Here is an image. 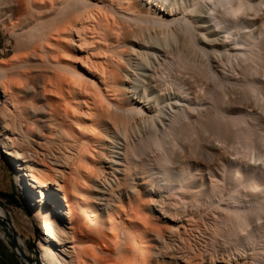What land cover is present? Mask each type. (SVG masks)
<instances>
[{
    "label": "bare ground",
    "instance_id": "bare-ground-1",
    "mask_svg": "<svg viewBox=\"0 0 264 264\" xmlns=\"http://www.w3.org/2000/svg\"><path fill=\"white\" fill-rule=\"evenodd\" d=\"M29 2H30V8L35 9V10H37V8H41L38 3L36 4V3H34V1L33 2L29 1ZM201 2L206 3L204 5L206 7L208 6V8L203 7V4ZM50 3H47L48 5L46 8H48L49 5L52 6ZM59 3H61L62 6L59 5ZM59 3H58V6H57V4L54 6H57L59 9H61L60 11H62V13L64 12L63 14H65L66 18H68L69 20H68V22H65L66 20L65 21L62 20V21H64L67 25H69V28H70V26L72 28V29L70 28V30H69V28L66 25V27L68 29H66L65 27H63V28H65L64 32H66V30H67V33H64V32L61 33V30H60V34H62L63 37H66L68 40H70L74 44V46H75L74 49L76 48V51H78L79 58L75 59L76 63H77L76 65H74L73 63H72L73 65H72V64H70L71 62L68 63L69 61L66 62V60H64L65 63H60V62H54V61L49 59V61H51L50 62L51 65L53 67H56V69L66 73L69 76V80H68L69 82L68 83L70 84V87H68L66 89H64L65 87L62 89H58V91H59L58 94L61 97V99L64 100L63 104L64 105L66 104V106L68 108L67 109L65 106V108L67 109V115L66 116L63 114V112L65 113V111L63 109H60L62 111L61 114L63 115V117L64 118L67 117V118H65V119L63 118V119L66 121L69 118L68 120H71V122H72L71 124H69V121H67V123L69 125H67V123L65 121L64 122L66 124L65 123L64 124L63 123L57 124V121H56L57 119H55L53 114L51 112H47L48 116H46V117L48 119L45 121H46V127L48 129V134H47L48 135V141L53 147L52 150H53V152H55L54 155L57 157L56 160H55V157L49 158L50 161H52L50 163H52V165L54 166V168H52L53 166L52 167L50 166L52 169H54L53 171L55 172V175H54V173H51L54 176L48 175L49 172L45 168H42L40 166H39V168H34L33 165H31V163L34 164V162H36V161L31 162V160H29L30 157L32 156V154H34L35 152H34V150H31L27 147L28 145H33L31 141L27 140L28 137L31 136V135H29V132L30 133L32 132V126H31V130L29 128H27L26 129L27 131H25L24 128H23L24 129L23 130L21 128V125H20V129L18 128L19 125L17 127H12L13 126L12 124L14 123V121H11L10 115L7 113L8 111H6V107L8 105H6L5 109L0 108V137H1L0 138V147L4 148V152H5L6 156H8V158L10 160H12V162L14 163V166L17 169V171L19 173L17 176V182L19 184H21L20 187L21 188L23 187L22 186V184H23L22 176L26 175V178L28 177V179H27L28 182L30 181L29 185H31L32 188L34 189V193H35V196L37 198V199H34L33 193H31L27 188L24 187V189H27L25 191V199L27 201H31V202H29L30 204H32V203L34 204V210H33L34 217H36L37 220L39 221L40 232L43 235L42 241H40V246H39L40 247V249H39L40 250V260H39L40 264H75V261L77 262L76 264H85L86 261L88 260V258L92 259V255L89 253L88 250L83 251L85 249L81 250V249H79L81 247H79V248L77 247L78 245L75 242H78V240H76L77 238H75L76 235L73 231H72L73 234L69 233V235L66 232L62 233V234L68 235V237L66 235L65 236L63 235V236L68 238L69 242H66L68 240H66V241L64 240L66 238H64V239H63V237L61 238L60 229H57V226H58L57 225L58 224L57 216L59 215V213H57V211H59V209H62L64 215L67 218H70L71 221L73 219H75L76 216H78L80 218L83 226L85 227L84 229L87 230V233L91 232L93 234L92 236H94V234H96L97 238L101 239V238H106V236H109V234L112 233L113 235L112 234L111 235L114 238H117L116 243H115V253H116V259L117 260H116L115 264H155L153 261L154 248H153V246L151 247V245L153 244L152 242L156 241L155 240L156 237L154 234H151V233H154V232H155V234L157 233L158 229H156V227H158V225L157 224L153 225L155 222L153 224H151L153 221L152 219L155 218V217L151 216L152 215V214H150L151 210H152V213H154V214L158 213V214L164 215L167 218L170 216L172 218V217H174V215L168 216L169 213L167 211H169V210L172 211V209L175 206L176 210L178 208L182 209V210H180V209L177 210L179 212L177 214L176 213L175 214L179 217H184L182 215H178L181 211H184V209H185L184 207H183L184 209L182 207H178L179 205L181 206V204H182L181 202H180L181 204L179 203L178 206H176V204H174V206L172 204H170L172 201L175 203L178 202L179 199L177 198V200H175L176 198H174L175 196H178V193H179V197L181 196L180 195L181 193H184V195H186V196H184L185 198L187 197L188 193H190L188 195L189 197H187L190 200L189 205L192 206L191 208L195 209V206L199 205L200 203L203 204V202H205L207 199H208L207 200L208 203H210L209 201L213 202L215 199L216 200L219 199L220 197H218L217 192H219L220 190L224 191V189H225L224 192L226 194L228 185L231 186V189L228 191L230 192L231 190H233V193L231 191L232 194L229 192L227 193V194H231V196L229 195V197H228L227 194L226 195L224 193L222 194L223 191H220L221 193L220 192L219 193L221 194V196L225 195L226 197H228L227 199H228V201L229 200L231 201V203H230L231 206L228 205L230 201L229 202L226 201V203L223 202L224 198H225V200H227L226 197H221L222 199L221 198L219 199V202L221 205H222V203L226 204L224 208H223V206L221 207L218 202L217 203L220 207L216 206L217 203H216V205L214 202L213 203H214V207L218 208V210H220V208L225 210V212H222V214L226 213L227 212L226 210L227 209L229 210V208L232 207V209H230V211L231 210L233 211V212L231 211V213H233L235 219H232V223H230L231 220L228 221L229 219L227 218L228 220H226L227 221L226 225L228 224L227 226H229V227L232 226V229H230V231H229L228 230L229 227H227L225 225V221H222V219L224 217L226 219L227 215L229 218H232V214L230 212H228L226 216H225V214H223L224 215L223 216V215H221V212L216 211L217 209L215 208L216 213L218 212L219 216L221 215L220 218L223 216L221 218L222 222H219L220 227H221L220 232L218 231L219 224L217 223V225H216V222H218L219 220H215V217L214 218L212 217L214 219L213 224H215V227L218 226V228H215L216 233H217V231L219 233H222V230H225V229L229 232L223 233L224 237L226 236L227 240H226V238L223 237L222 234H219V233L214 234V237L216 235H218L219 237H220V235H222L221 241L223 239H225L224 241H226V243L228 242V245L223 243V242L222 243L224 245H227V247L229 245L232 246L234 244L233 242L240 243V244L242 243L244 246V243L246 242V244L247 243L248 244L247 245L245 244L244 248H246V246H248V245L249 246L252 245V247L254 248L255 244L257 245V243H258L257 240L260 237L262 239L264 238V234H260V232L264 233V230H262L264 228V222H263V220H264L263 219V216H264V188H263L264 187V150H263V146H262V145H264V116L261 113H259V115L261 114L262 116L259 117V115L257 114V116H258L257 117V116H255L256 112L254 113L255 115L252 112V115H253L252 116L247 112H249L253 107L255 108L256 107L255 105H259V107L260 108L262 107L263 110H261L260 108L259 109L264 114V108H263L264 105L262 102V101H264V81H263V79H264V77H263V73H264V35L262 36L261 34H257V36H256V32H254V30L255 31L259 30L258 26L255 24L257 22V20H256V22H254L253 19H250L249 16H252V13L250 15H249V13L251 11L254 13H256L258 11L261 13L262 11H264V8H263L264 7V0H181V1L180 0H62V1L59 0ZM184 3L189 4L190 7L193 8V9L190 8L191 9L190 10L191 16H192V11H194L195 13L197 12V14H199L200 12H202V9L204 8V10H206V11L203 12V15H204L205 23L207 25L204 26L205 25V23H204V25L201 27V25L203 23L200 22V23H202L200 25V28L198 26H197L198 28L195 27L196 24H195V26L193 25L194 21L191 20L190 17H187L188 13H186V11H185V10H187L186 9L187 6L189 7V5L186 4V7L182 6ZM200 3L202 4V6L200 5ZM181 6L183 9V10L182 9L181 10L183 12L185 11L184 15H183L182 11H179ZM200 6H201V8L202 7L203 8L201 9ZM198 7H199V9H201V11L198 9ZM58 8H57V10L54 8L55 11H57V12L54 11L55 14L58 13V11H59ZM261 9H263V10L260 11ZM0 11L4 12L3 9ZM49 12H51V11H49ZM180 12H182V15H183V16L181 15V17H179ZM188 12H189V9H188ZM42 13L43 12H38V14H37L35 12V14H37V15H35L33 17L35 18L37 16L38 21L34 20L35 22H33V24H30V25H32L31 27L35 26L37 24V22H38V24H40L41 20H43V21L45 20V19H41V18H46L44 16L41 17ZM44 13H43V15H44ZM195 13H194L193 17H195V15H196ZM260 13H257V15L255 14V17L253 16V18L258 19V16L260 15ZM6 14H8V13H6ZM32 14L34 15V12H32ZM60 14H61V12H59V15ZM63 14L61 15L62 17H63ZM185 14H186V16H185ZM201 14L202 13L199 14L201 17V18L199 17L200 18V19H198L199 21L203 18ZM263 14H264V12H262V15ZM65 15H64V17H65ZM50 16H51V14H50ZM61 16H60V18H61ZM57 17H58V14H57L56 18ZM0 18H2V16ZM259 18L261 19L262 16L260 15ZM2 19H0V23H2L1 22V21H3ZM50 19H52V18H50ZM12 20L15 24L16 23L18 24V22H17L18 20L17 21L15 19H12ZM52 20H50L51 23H52ZM39 21H40V23H39ZM199 21H198V23H199ZM49 22L46 21L45 24L43 22L44 26L47 27L46 23L49 24ZM34 23H35V25H34ZM58 23H60V22H58ZM253 23L256 27L251 29V25H253ZM260 23H261V25H260ZM260 23H259V26L261 27V29L259 30V32L260 33L263 32L262 34H264V17L260 20ZM62 24H64V23H62ZM180 24H182V25H180ZM26 25H24V26L28 30H30V32H31V29H33L32 32H34L36 30L34 28H36V27L39 28V30H40V27H38V25H36L33 28H31L30 26L27 27ZM40 26H41V24H40ZM56 26H57V24H56ZM182 26H184L183 28L187 30V32L185 33L186 35L184 34V32H182L183 28H180ZM157 27H158V29H157ZM237 27L238 28L241 27V28L238 29ZM243 27H244V30H246L247 28L249 30L242 32L241 29H243ZM155 28L157 30H159V28H161V29L163 28L162 30H164L165 28L167 29V30H165L167 32H164L165 36L163 35V32L161 31L162 32L160 34V36H162V39L160 38L161 40L158 38L160 36L157 35L158 34L157 31H155L156 34L153 31V34H155V36L156 35L158 36V37L156 36L158 39L154 36L153 40H156V41L160 40L159 42H162V40H164L163 36L165 37V40L167 41L169 36L172 37L175 35V33H177L176 30H178V33L181 31V33L186 36V37L185 36L183 37L184 39L187 38L186 40H188V35H189V37H191V35H193L191 37L193 39L195 33H197L196 34L197 37H198V35L201 34V32L203 33L201 35H205V34L207 35L209 33L208 30H210L209 34L211 35V37L212 36L213 37L221 36V38L219 37L220 38L219 40L217 39V37L215 40L212 37L210 42L213 44H211L209 42L208 38H207L208 41L205 40V42L207 41L208 43H210L209 46L211 49L210 50L211 52H208V50L205 47V49L207 50V54L208 53L213 54V55L215 54V56H213V55L212 56L216 57L218 54L220 55V53H221V55H223L225 52L226 53L225 57H226L229 55V54L227 55L226 51H231L232 55L231 56L229 55V56H230V58L234 56L235 59H237L235 61L233 60L234 64L238 63L239 67L242 65V68L240 67L239 69H241L240 75L242 74L241 76H244V78L238 79L237 75L229 74L230 70L228 71L227 69L229 66H231V68H232V65H233V63L231 64L232 58L229 60L227 59L229 57L226 58L227 61H225L224 63H223L222 58L221 59L218 58V59L222 60L221 63L224 64V66H223L219 62L223 66V70L221 72H219L221 74L220 77H218L219 75L213 74V73L218 74V72L213 71V73H212V70H211V71H209V72H211V74H210L209 72H207L210 69H206V67L203 68L207 72L208 76L211 75L210 77L213 80H214L215 75H216L215 77H218V78H216L217 81L214 80V82L216 81L214 83L212 81V79L209 77V79H211L210 82H213L214 85L209 86V83L207 82L208 86L205 85L206 88L208 87L207 90L203 89L206 93V94L204 93L203 95H207V97H206L207 100L204 99L206 104H203L205 102L200 103L201 100L204 101L203 99L200 98V97L204 98V96L202 94H201L202 96H200V97L198 95H196L201 100H196V101H199L200 106H196L194 111L196 112L197 107L201 108V109L200 110L197 109L196 116L195 115L192 116L191 109H194V106L196 105L197 102H191V101H195V100H191L192 98L188 97V95L190 94L189 92L191 91L193 93L194 92L193 90H195V91L197 90L196 93L194 92L195 94H197V92H199V91L202 93V89H200L199 86H202V87L204 86V84L206 83V82H204L206 80L205 77H207L206 81H208V76L204 75L205 71L202 69V65H201V67H199L200 64H198V65L196 64L197 66L194 65L193 67H191V65H190V67H191L190 69H192L191 71H194V74L197 73L199 75H202V77H204V79H203L202 77H199V75H198V78H200V79L202 78V80H204L203 81L204 83L201 84L202 80L198 79L196 77L197 75L195 76V75H192L190 73L192 75V77L194 76L195 78H197L196 80H198V82L194 81V83L197 82L198 84H200L198 86V88L200 90H198L197 86H195V85H194L195 87L193 86L194 88H192L193 90L192 89L191 90L186 89V88L190 87V84H192V85L194 84L193 82L190 83V81H193L192 80L193 78L190 80L189 79L185 80V81H189V84H186L188 86L185 87L184 86L185 85L184 80H183L184 82L182 83L183 85L181 84V82H182L181 79H180L181 82L176 81L178 79V77H180V76L176 77L174 75L176 79L172 78L175 81L170 79L171 82H169L168 78H166L168 80V82H167L164 79L165 77H167L166 71H163L165 73H163L162 71L160 73L161 75L166 74L165 77L162 76L163 78L159 74L157 75L158 72L156 73L157 76H154V75L151 76L152 73H150L149 76H151V77H149V78L153 79L154 83H156L155 82L156 78H157L156 80H158L161 77L160 79H162V81H159L160 80L159 79L158 83L160 82V84L161 83L163 84V86H161L163 88V90L167 89V91H168V88L170 87L167 84L168 87L165 88L166 86H164V84H165L164 82L169 83V84L173 83L174 84V86L172 85L173 87L177 86V85H175V82L178 85L179 84L182 85V86L179 85L180 88H179V86H177V88L175 89L177 91V89L179 88L178 90L181 89L183 91V93L178 94L179 96H181L179 99H181L186 93H189L188 95H186V98H188V99L190 98L191 101L184 99L185 96L183 97V99H184V101L185 100L187 102L189 101L190 102L189 104H192V103L193 104H192L190 110L189 109L186 110V108H188L185 106L186 102H184L185 104H183L185 107V109L184 108L183 109L186 111L181 110V108L183 106H181V108L178 107L181 110L180 113H178L180 111V110H178V108L176 110V111H178L177 113L174 110L175 114H173V116H171V117L168 116V118H171V119L168 120L169 121L168 123L166 122L167 125L164 124L165 128L163 129L162 126H161L162 127L161 130L158 128L159 132H158V130L157 131L153 130L154 128L152 129L153 132H151V131H148L147 130L148 128H147L146 132L149 134H147V135L145 134L144 137L141 136L139 138L138 137L135 138V136L138 133V131L137 132L135 131L138 129V127H136V125H138V126L140 125V128H142V126H143L140 123L141 121H143L142 123L145 122V124L147 123V121L155 122L156 120H157V123L160 120H161V123L164 122L162 120L163 118L161 119L160 115H161V113L165 115V113H163V111L166 109L165 107H167L165 104H162L163 103L161 101L162 98L159 97V96H161L159 94H158L159 96L155 95V97L158 96L159 98H161V100L157 97H156L157 99H155V97H154L155 100L151 98V100L154 101L153 103H151L150 98L147 99L146 94H147V92L150 93L149 90H150V88L153 87V86L150 87L151 85H153V84L150 85V83H152L153 81L149 82L148 78H147L148 80H146L145 78H144V80H146V82L147 81L149 82V83L147 82L149 85L146 84V82H145L146 86H148V88L150 87L149 89L146 88V86L143 82L145 89L141 90V91H143L142 93L140 91H138V92L133 91L132 88L135 87L134 82H136V80H137L135 77H139L141 74L140 72H142L141 71L142 68L139 67L140 65H137L140 69L139 72L134 71L133 70L134 68L132 69L135 72V74L133 72L135 77L132 76L133 79L135 78L134 79L135 81L134 82L131 81L134 83V84H132L133 86L127 85V83H128L127 80L130 79V77L132 75V73L129 72L132 67L127 66L126 69L124 68L125 70L123 69L124 65L125 66L131 65V61L134 59L132 55L136 54V51H137L135 46H138L139 48H145V45L147 44V42L149 43L148 44L149 46L151 45L152 49L157 46L156 44H154V46H153L152 45L153 43L151 44L149 42L150 36L148 37L149 39H146V36H148L150 29L153 30ZM179 28L181 30H179ZM193 28L200 29L201 30V32L199 31L200 34H198L199 32H195L196 29H193ZM236 28H237V30L241 31L240 34H239L240 31L237 33V31L235 30ZM192 29L194 30V33H191V32H193ZM54 30H56V29H54ZM62 30H64V29H62ZM233 30L236 32H234ZM25 31H27V30H25ZM207 31H208V33H206ZM89 33H92L91 35L94 34V35L98 36L99 43L97 45L99 47V50L98 49L97 50L98 51L102 50L103 52L107 51V53L109 52L107 54V55H110L109 59H108V57L105 58V59H108L109 62L106 60V62L104 64L103 60L101 61L100 59L99 60L101 62H98V61H96L97 63L94 62L95 60L93 61V59H92L94 54L93 55L91 54L92 55V57H91L89 54V50H88V49L92 50L93 47L88 48V49L84 48L87 45L84 42L86 40L92 39L90 44L93 46L94 40H93V38L89 39V37H88ZM145 33H147L146 36H144ZM210 35H209V37H210ZM258 35L259 36L261 35V37L259 38ZM143 36L147 40V42L144 40ZM151 36H153V35H151ZM200 38H203V36ZM257 38H259L260 40H258ZM198 39H199V37L197 38V41H196L197 43H199ZM141 41H143L144 43ZM150 41L153 42L152 40H150ZM190 41H192V40H190ZM145 42H146V44H145ZM208 43H207V45H208ZM90 44L88 43V45H90ZM183 45H184V43H183ZM162 46L163 45L160 43L159 46H157V47L160 48ZM89 47H91V46H89ZM157 47H156V49H158ZM125 48H127V49L130 48L129 49L130 52L126 53L127 51H124ZM147 48H150V47H147ZM160 49H158V50H160ZM162 49H163V47H162ZM220 49L223 50V53L221 52ZM86 50H88V52ZM102 51H101V53H102ZM155 51H152V52L155 53ZM164 51H165V53H164ZM164 51H163L164 55L163 54L162 55L165 56V54H166V59L167 58L169 59V56H170L171 59L176 60L175 61L176 63L174 61H172V62H174L176 64V66L178 65L177 66L178 70H179V68L181 69V68H186L187 66L189 67L190 61L187 64V61H186L184 55H183V57H184L183 58V57H177L179 55V54H177V56L175 55L176 57L174 58L171 56L173 53L170 55V53L168 52L169 53V56H168L167 51L166 50H164ZM177 51H179V50H177ZM217 51L218 52L220 51V52L218 54H216ZM160 52H161V50H160ZM91 53H93V50ZM154 53H151L152 58L155 57ZM102 54L105 55L104 53H102ZM125 54H127V55H125ZM138 54L139 55L144 54V56L145 55L146 56L151 55V54H149V51H148V54H147V51H143V52H140ZM153 54H154V56H153ZM210 54H208L207 57L210 56ZM139 55H138V57L140 58ZM97 56H99V55H97ZM100 57H102V56H100ZM105 57H106V55H105ZM136 57H137V55H136ZM234 57H233V59H234ZM139 58H136V61ZM148 58H150V57H148ZM210 58H211V56L208 59H210ZM142 59L145 60L144 57ZM142 59H140V62H139L140 64H141ZM218 59H215V60H218ZM77 60H78V62H77ZM163 60H165V59H163ZM215 60H213V61H215ZM230 60H231V62H230ZM238 60H239V62H238ZM9 61L6 58L0 59V91L2 94H4V99H5L4 102L5 103L7 102L9 95H12V96H14L13 94H16V96L18 95V93H15L16 87L13 86V84L11 82H7L5 80L8 70L10 71L9 68H11L9 66L10 65ZM145 61L147 62V58ZM145 61H143V62H145ZM165 61H163L164 64H161L162 62L159 63L160 66L161 65L165 66L167 63V61L166 62ZM236 61H237V63H235ZM125 62H126V64H124ZM133 62H134V60H133ZM146 62H145V64H146ZM168 62L170 64H172V62H170V59ZM211 62H210V64H211ZM226 62H230V65H229V63L227 64ZM216 63H218V62H216ZM219 63L216 65H213L216 67V70L218 68L217 65H220ZM135 64H137V63H135ZM170 64H167V65H170ZM175 64H172L173 67ZM226 64L229 66L226 67L225 66ZM167 65L165 66V70L168 69L169 71H171L172 69H170V68L172 67V65H170L171 66L170 68H167ZM236 66L237 65H235V67L232 68L233 72H234V73L231 72L232 74H236V73L238 74L239 73L237 71L236 72L234 71L235 68H238ZM128 67L130 68L129 71H128ZM210 68L212 69L211 65H210ZM231 68L229 67V69H231ZM187 69H189V68H187ZM136 70H137V68H136ZM157 70L158 69H156V71ZM156 71H154V73ZM206 72H205V74H206ZM172 75H173V73H172ZM240 75H239V78H240ZM141 76H142V74H141ZM182 76H184V74ZM140 78H143V77L138 78V80H137L138 83L140 82L139 81ZM169 78H171V76ZM195 78H194V80H195ZM261 78H263V79L261 80ZM163 79H164V82H163ZM218 79H219V81H218ZM197 83H196V85H197ZM220 83H222V84H220ZM160 84H158L157 86H156V84H154V85H155V87H157L161 90L162 88L159 87ZM211 84L212 83H210V85ZM218 84H220V86H219L220 88L217 87ZM221 85H224L223 90H225L226 89L225 86L227 87L228 85H230V86L232 85L233 88H234V86L240 87L239 88L240 91L238 90L240 93L237 91L238 88L235 90L237 93L236 92L234 93L235 95L240 94L241 95V96L239 95L240 99H239V97L234 95L235 96L234 100L232 99V101H230L231 97L229 98V95L232 96V98H233V95H231L233 93L227 94V91L225 93L222 90L223 86H221ZM230 86H228V87L232 88ZM137 87L138 88L135 87L134 90L140 89V86H137ZM159 89H156V90H159ZM219 89L223 91V94L221 93L222 91L218 92ZM153 90H154V88H153ZM46 91L47 92H45V91L44 92L47 93V95L45 94V96L47 98V96L49 94L48 93L49 90L47 89ZM176 91H173V92L175 93ZM182 91H180V92H182ZM16 92H17V90H16ZM156 92H154V93L156 94ZM171 92H172V90H171ZM200 92H199V95H200ZM128 93H132V95L129 97V96H127ZM162 93H164L163 97H165L166 92L164 91ZM150 94H152V93H150ZM167 95H169V94H167ZM172 95H173V93H172ZM224 95H226L228 98L225 97ZM12 96H9V97H12ZM49 96L47 99L52 98ZM261 96L263 99L258 100V98L259 97L261 98ZM176 97H177V94H176ZM197 97H196V99H198ZM225 98H227V99H225ZM254 98H257L255 101H258L259 102L258 104L257 103L255 104V101L253 102L251 100ZM177 99H178V97H177ZM228 99L231 102L230 104H229V101H226ZM235 99L239 100V102L243 101V99L244 100L247 99V101H244L243 103H245V102L248 103V106H246V104H243L241 102L243 105H245V107H243L242 104H240V106H242L243 108L239 107L238 104L235 102ZM8 100H10V99H8ZM18 100H19V98H18ZM20 100H19V102H20ZM148 100H150L149 101L150 103L148 102ZM163 100L165 101V99H163ZM250 100L255 105H252L251 109L250 110L248 109V111H247L246 109H247V107L249 108V105H250L249 103H251ZM178 101H180V100H178ZM233 101H234V103L237 104V105L235 104L236 107L238 106L237 108L236 107L234 108L235 105L232 107V105L234 104V103H232ZM12 102H14V101H12ZM62 102H61V104H62ZM145 103H148V105L144 106ZM178 103H180V102H178ZM149 104L150 105L152 104V106H150ZM160 104H162L163 108H165V109H161L162 106H160ZM170 104L171 103H169L168 105H170ZM172 104H174V103H172ZM9 105H11V104H9ZM164 105H165V107H164ZM175 105H177V104H175ZM204 105H205V107H204ZM61 106L63 107V105H61ZM171 106L169 108H171ZM187 106H189V105L187 104ZM224 106L230 107V109L228 108L229 109L228 112L226 111V110H228V109H226L227 107L225 108ZM2 107H4V106H2ZM244 108H246V109H244ZM230 110H232V111H230ZM254 110L255 109H252V111H254ZM194 111H193V114H195ZM149 112H150V114H149ZM257 113H258V111H257ZM164 115L162 117H164ZM30 116H31V119L32 118L35 119L34 114H30ZM22 117L23 116H21V118ZM136 118H140L139 119L140 122H138V120H136ZM30 122H32L31 125L32 124L35 125V123H36L35 120H31V121H29V123ZM150 124L151 123H149V125ZM70 125H72V126H70ZM28 126H30V125L28 124ZM157 126L159 127V123L157 124ZM134 127H135V129H134ZM16 128H18L17 132H16ZM140 128L138 130H140ZM13 130H15V132H13ZM11 131H12V133H11ZM133 131H135L136 133ZM154 131L156 133H154ZM210 131H213V132L210 133ZM18 132H21V135L19 133L20 136L18 135L19 137L16 138L14 135H15V133L17 135ZM140 133H141V130H140ZM134 134H136V135L133 136ZM141 135H142V133H141ZM54 137L57 138V142L53 140ZM230 137L232 138V140L234 138L235 143H237V144L239 143L238 144L239 146L237 144H235V145H237V148H236V146H233V148H231V149L236 148V150H235L236 152L234 150H233L234 152H232V153H230V151H228L229 154H231V155L236 153V155L238 156V158L236 157V159L238 161H236V159L235 160L233 159L234 161L229 160L231 158H229V156H228L229 154L227 153L226 156H228L227 157L228 160H225L226 162L224 161L225 163H222V167H219V166L217 167L216 165H213L214 162L216 161L214 156H213V159H211V163H209V161H207L208 159L210 160L209 156L213 155L215 153V150L218 149L219 151L218 150L217 151L219 153L218 152H216V153H218L217 155L219 157V154L221 153L220 150L222 149L221 148L222 146L220 147V144L222 145L223 142H224V144H226L228 142V141L226 142V140H229V139L231 140ZM215 142L219 143L218 146L221 149L216 145ZM208 143L211 144L212 147H210V145ZM230 143H232V142H230ZM261 143H262V145H260ZM26 144H28V145H26ZM233 144H234V142L231 144V146H229L230 144L228 145V143L226 145L228 147H232ZM119 145H120V147H119ZM206 145L210 148H208ZM258 145H260V147ZM109 148H111V151H109L110 150ZM117 149H120L121 151H119ZM231 149H229V150H231ZM96 150H98V151H96ZM226 150L227 149H225V151ZM261 150H263V153L262 154L258 153V152H262ZM29 151H32V152L29 153ZM222 151H223V149H222ZM256 151H257V153H255ZM204 153L207 154L208 158L206 156H204ZM116 154L121 155L120 161L117 160V158L119 156H117ZM222 155L225 157L224 153ZM220 156H221V154H220ZM234 156L235 155H233V158H235ZM205 157L207 158L206 160H205ZM210 157L212 158V156H210ZM215 157H217V156H215ZM35 158H37V157H35ZM218 159H219V161H218ZM251 159H253L255 161V163L258 161L259 162L261 161L262 166L260 167L259 165H256L258 163L251 164V162H252V161H250ZM203 160L207 161L208 162L207 164L209 166H210V164L213 163L212 164L213 166L211 168L208 167L206 169L207 171H209L207 173V175H206V173H204V169L201 168V165L205 164V162ZM212 160H214V161L212 162ZM221 160H222V158H221ZM221 160H220V157L217 158V161L220 162L219 164H221V162H222ZM239 160H241V162L244 160L245 161L248 160V162H250V164H251L250 165L247 162L248 167L251 166V168L247 167V171H245L246 168H244V170H243V168L241 166V164L243 162L239 164ZM36 164L41 165L40 163H37V162H36ZM43 165H45V164H43ZM208 165H204L203 168H206V166H208ZM252 165H254V166H252ZM67 166L70 167L69 170H67V168H69ZM243 167H246V165L245 166L243 165ZM109 169H110V172H109ZM257 170H259V171H257ZM137 171H139V172H137ZM23 172H25L26 174H23ZM138 174H141V176H139ZM244 175L246 178H243ZM49 176H52V177H49ZM109 176H112L114 178L115 184H112V181L111 182L109 181V179H110ZM218 178L222 179L220 181H222L221 185L223 184V187L220 185ZM241 178L245 179V185H244V180H242ZM130 180H131V182H130ZM137 180L138 181L143 180V182L140 184L144 187L143 189H146L145 192L149 198V199L147 198L148 201H146V203L144 201H141V199L143 197L140 198V196L142 195L143 189H141L140 186L138 187L139 184H137L138 183ZM241 181H243V183ZM223 182H225V183H223ZM239 182H240V184H239ZM238 184L241 186V188H242V189L240 188L241 190L246 189V192L243 191V193H246L244 195H246V197L248 199H246L244 196L241 198L242 199L245 198V199L243 201H241V198H239V196H243V195H240L243 193H241L242 192L241 190H238V188H239ZM241 184L245 186L244 189H243ZM237 185H238V187H237ZM219 186L221 188H224V186H225V188L219 190ZM55 187H57L61 192L64 193L63 197H62L64 200H61L58 197V195L55 193V191H56ZM262 188H263V190H262ZM234 190H236V192ZM159 191L161 193V196H162V192H163V195H165V197L167 196L166 194L168 191H169V193H171L170 191L175 192L174 197L173 196L171 198L169 197V200L173 199V200H171V202L167 199L168 196L166 197V199L168 200V202L167 201L166 202L167 203L170 202L169 204L172 205V206H170L169 204L164 203L165 205L170 206L169 210L168 209L165 210V208L163 207L164 204L162 206L159 205L160 203H163V200H164L163 197L161 199L162 202L160 201V203H158V201L155 200L156 198L155 199L153 198V195L156 192L158 194ZM164 191H166V194H164ZM145 192L143 191V193H145ZM176 192H178L177 195H176ZM169 193H168V195H169ZM238 193H240L239 196H238ZM173 194L174 193H171V195H173ZM195 194L198 195L197 197H199L198 198L199 200H200V196H202V197L204 196L203 198L202 197L201 198L202 199L205 198L206 200L203 201L201 199L202 201H200V203H198V204L195 203V201H194L196 199ZM215 194H217V198H213L214 199L213 200L212 197H213V195L215 196ZM190 196L191 197L194 196L195 199L193 200V198H192V200H191ZM115 197H116V200H115ZM209 197L213 201L211 199H209ZM160 198H159V200H160ZM180 198H182V197H180ZM44 200H46L48 202L42 203V201H44ZM181 200L184 201L183 205H185L186 200L180 199L179 201H181ZM216 200H215V202H216ZM245 200H247V203H246L247 206L245 205L246 207H244V205L242 204V203L245 204ZM102 201H103V203H102ZM191 201L197 205H195V206L191 205ZM114 203H117V204L119 203L120 207H117V205ZM205 203L207 206V202H205ZM115 205H116V208L114 207ZM186 205L189 207L188 204H186ZM227 205L229 206V208L227 207ZM203 206H204V204H203ZM203 206H200V207L202 208ZM210 206L211 205H209V209L213 208L212 207L213 205L211 207ZM165 207L167 208V206H165ZM176 207H178V208H176ZM207 207H205V208H207ZM197 208L198 207H196V209ZM245 208L247 210H244ZM176 210L174 212H177ZM171 211H169V212H171ZM210 211L212 214H214L212 209ZM129 212L132 215H129L128 214ZM218 214L217 215L214 214V215L218 216ZM230 214H231V217L229 216ZM154 216H156V215H154ZM185 217H186V214H185ZM201 217H202V215H201ZM174 218L176 219V216ZM189 218H190V216H189ZM220 218H218V219H220ZM209 219H211V217L208 218V220ZM216 219H217V217H216ZM176 220L178 221V219H176ZM186 220L188 221L190 219L186 218ZM233 220H234V222H233ZM172 221H175V220L172 218ZM254 222L261 224V225L263 224V225L262 226L259 225L261 227L256 226V225H258L256 223H255V225H252ZM156 223H157V221H156ZM213 224H211V225L213 226ZM148 225L150 228L148 227ZM211 225H208V224L206 225V226H209L208 230H206V232H208L209 229L212 228ZM221 225L223 227L225 226V229L224 228L222 229ZM146 226L149 229L152 228V230L154 228V229H156V231H154V230H153L154 232H151V230L147 231L148 228L146 229ZM153 226H155V227H153ZM179 226L184 227L183 225H179ZM254 226H256V229L261 228V230L259 232H258L259 229H257L256 233H257V235H263V237L262 236L257 237V235L255 233V229H254L255 227ZM58 228H59V226H58ZM175 228H177V227H175ZM61 230L63 231V229H61ZM212 230H214V228H212ZM172 231H173V229H172ZM214 232H215V230H214ZM214 232H212V234ZM223 232H226V231H223ZM209 233L211 234L210 231H209ZM254 233H255V235H254ZM157 237H159V236H157ZM209 237H210V235H209ZM253 238H254V240L258 238L255 241L257 243H255V244L253 243L254 245L251 244V242L253 241ZM214 239H215V241H218V243H219L217 236ZM262 239H260V240L262 241ZM70 240H71V242H70ZM113 241H115V240H113ZM157 241H158V238H157ZM230 241H232V243ZM248 241L250 242V244ZM56 243L60 244V246H63V248L67 247L66 243L72 244V246L68 245V247L72 248V249L70 251L67 250L68 252L65 253L66 255L70 256L69 259H67L68 256L66 257L63 254V251L65 249L64 250L62 249L63 250L62 253L60 251H58V249H57L58 244H56ZM78 243H80V242H78ZM261 243H263V242H261ZM240 244H237L236 246L239 247ZM211 245H212V243H211ZM216 245H219V244H216ZM261 245H264V244H259V246H260L259 248L263 249ZM18 246L20 247V245H18ZM236 246H234V247H236ZM218 247H220V246L214 247L215 253L220 252V250L223 251L226 249V246H225V249H223L224 246H223V248L221 246V249H219ZM234 247H230V248L232 249ZM256 247H258V246H256ZM253 248H252V253H253V251H256L255 250L256 248L254 250H253ZM216 249H219V250L217 251ZM231 249H228V251L230 252ZM237 249H239V248H237ZM258 249L256 252L259 253L258 257H260L259 258L260 260H256L257 262H255V263L264 264V260H262L263 259L262 257H264L263 256L264 253L262 254V250H261V252H259ZM208 250H209V248H208ZM240 250L242 251V248H240ZM212 251H210V252L212 253ZM237 251H239V250H237ZM237 251H236V253H237ZM263 251H264V249H263ZM205 252H202L201 253L202 255L199 253L200 256H198V257H201V256L203 257L204 256L203 254H205V256H206L207 251H205ZM210 252H208V253H210ZM224 252H226V253H224ZM224 252H222V253L227 255V251H224ZM232 252H233V250L231 251V253ZM239 252L236 255L235 254L234 255L237 257ZM256 252H254L253 255ZM88 253L91 255V257ZM193 253H194V251H193ZM215 253H214V255H215ZM242 253H243V251H242ZM249 253H251V252L249 251ZM249 253H248V255H249ZM155 254H156V252H155ZM176 254H179V255H176V256L173 255V257L175 256L176 259H178L180 261L182 260V263H184V264H188V262L193 261V260L192 261L190 260L192 258H190V259L188 258V254H187V256L180 254L178 252ZM229 254H228V256H229ZM260 254H262V255H260ZM191 255L192 254H190V256ZM194 255L195 254H193V256ZM217 255L218 254H216V256ZM245 255H247V254L245 253ZM251 255H249V256H251ZM253 255H252V257H253ZM256 255H258V254L254 255V257H253L254 261H255V259H258V257L255 258ZM193 256H191V257H193ZM211 256L208 255L205 258L211 257ZM194 257H193V259H194ZM204 257H203V259H204ZM212 257H214V256H212ZM223 257H224V255H223ZM236 257H234L233 261L236 259ZM247 257L248 256H245V258H247ZM85 258L87 260H85ZM114 258H115V256H114ZM186 258L189 259L190 261L187 260ZM240 258H241V256H240ZM197 259L198 258H196L195 260L197 261ZM92 260H91V262H93V264H98V262L95 261V257ZM204 260H206V259H204ZM207 260H206V263H207ZM214 260H215V258H214ZM217 260H219L218 257H217ZM220 260H222V259H220ZM225 260L226 259L224 258L222 261L224 262ZM227 260L229 261L230 257ZM203 261L201 262L202 264H203ZM254 261L252 263H254ZM91 262H88L87 264H89ZM229 262H227V263H229ZM236 262H238V261H235V264H237ZM156 263L158 264V262H156ZM194 263L198 264V262H194ZM242 263L246 264V262H242ZM190 264H193V263H190Z\"/></svg>",
    "mask_w": 264,
    "mask_h": 264
},
{
    "label": "rangeland",
    "instance_id": "rangeland-1",
    "mask_svg": "<svg viewBox=\"0 0 264 264\" xmlns=\"http://www.w3.org/2000/svg\"><path fill=\"white\" fill-rule=\"evenodd\" d=\"M28 0H0V10H2L3 9V11L4 12H2V11H0V17L2 16V18H0V19H2L3 21H1L2 23H0V47L1 46H3V45H7V44H10L11 45V47H12V51H11V53L10 54H8V55H6L5 57H3V58H6L8 61H9V63H10V67L11 68H9L10 69V71L8 70V72H7V76H6V81L7 82H11L12 84H13V86H15L16 87V89H15V93H18V95L16 96V94H13L14 96H12V95H9V96H12V97H9L8 96V99H10V100H8L7 99V104L4 102V94H2L1 93V91H0V93H1V96H0V108H3V109H5V107H6V105H8L7 107H6V111H8L7 113L10 115V118H11V121H14V123L12 124L13 126L12 127H17L18 125V128L20 129V125H21V128L23 129H25V131H27L26 129L27 128H29L30 130H31V126H32V132L30 133L29 132V135H31L30 137H28V139L27 140H29V141H31L32 142V144L33 145H28V144H26V145H28L27 147L29 148V149H31V150H34V154H32V156L30 157V159L29 160H31V162H33V161H36L37 163H40L41 165H37L36 164V162H34V164H32L31 163V165H33V167L34 168H39V166L40 167H42V168H45L49 173H48V175H52L51 173H54V175H55V172L53 171L54 169H52V168H54V166L52 165V163H50V162H52V161H50V157H55V160H56V156L54 155L55 154V152H53V150H52V145L49 143V141H48V129H47V127H46V121L45 120H47L48 118L46 117V116H48V113L47 112H51L52 114H53V116L55 117V119H57L56 121H57V124H64L65 122L67 123V121H69V124H71L72 122H71V120H64L65 118H67V117H63V115L61 114L62 113V111L60 110V109H63L64 111H65V113L63 112V114L66 116L67 115V106H66V104L64 105L63 103H64V100H62L61 99V97L59 96V94H58V89H62V88H64V89H66V88H68V87H70V84L68 83L69 81V76L66 74V73H64V72H62V71H59L58 69H56V67H53L52 65H51V61H49V59L50 60H52V61H54V62H60V63H65L64 62V60H66V62H68V63H70V64H74V65H76L77 63H76V60L75 59H78L79 58V55H78V51H76V48L74 49V44L70 41V40H68L66 37H63V35L62 34H60V30H61V33L62 32H64L65 31V28L66 29H68L69 28V25H67L65 22H68V18H66V15L65 14H63L62 13V11H60L61 9H59L57 6H58V3H59V0H29V1H31V2H33L34 1V3H38L39 5H40V7L41 8H37V10H35V9H32V8H30V2L28 3L27 2ZM38 1V2H37ZM60 1H62V0H60ZM181 1V0H180ZM41 2V3H40ZM51 2V3H50ZM47 3H50L52 6H48V8H46L47 7ZM202 3V2H201ZM200 3V5L202 6V4H203V7H205V8H208V6L206 7L204 4H206V3H202L201 4ZM57 4V6H54V5H56ZM185 4V5H184ZM182 6H185L186 7V4L187 3H184ZM208 4V3H207ZM27 5V6H26ZM59 5H61L62 6V4L61 3H59ZM187 5H189V4H187ZM60 6V7H61ZM182 6H181V8H180V10L179 11H182L183 9H182ZM199 6V5H198ZM201 6H200V8H201ZM202 7V8H203ZM51 8V9H50ZM57 10V8L59 9V11H58V17L56 18V16H57V14H55L54 13V11H55V9ZM190 8H192V7H190V5H189V7L187 6V10H185L186 11V13H188V15H187V17H190V19L191 20H193L194 21V26H195V24H196V26L195 27H199L200 28V25H201V27L204 25V23H205V19H204V15H203V12H205L206 10H204V8L202 9V12H200V13H202L201 15H202V19L199 21L198 19H200L201 17H200V13L199 14H197V12L195 13L194 11H192V16L190 15L191 14V9ZM264 8V7H263ZM8 9V10H7ZM10 9V10H9ZM39 9V10H38ZM182 9V10H181ZM188 9H189V12H188ZM193 9V8H192ZM198 9H199V7H198ZM201 9H199L200 11H201ZM35 10V11H34ZM46 10V11H45ZM48 10V11H47ZM53 10V11H52ZM263 9H261L260 11H262ZM49 11H51V12H49ZM185 11L183 12V15H184V13H185ZM2 12V13H1ZM14 12V13H13ZM32 12H34V15L32 14ZM35 12L38 14V12H45L44 13V15H43V13H42V16L41 17H46V18H41V19H45L44 21L43 20H41V23H40V21H39V23L41 24V26H40V24H38V22H37V24L36 25H38V27H40V30H39V28H34V29H36L34 32H32L33 31V29H31V28H33V27H35L36 25H35V23H34V25L35 26H33V27H31L32 25H30V24H33V22H35L36 20L38 21V19H37V16L34 18L33 16H35V15H37V14H35ZM56 15H54L53 13ZM55 12H57V11H55ZM59 12H61V14L59 15ZM182 12H180L179 13V17H181V15H182ZM262 12H264V11H262ZM262 12L260 13L259 11L258 12H256V13H254V12H250L249 13V15L252 13V16H249L250 17V19H253V21L254 22H256V20H257V22L255 23L257 26H258V29L260 30L261 29V27L259 26V23H260V20L264 17L263 15H262ZM5 13V14H4ZM6 13H8V14H6ZM194 13L197 15H195V17H193V15H194ZM257 13H260V15L262 16V18L260 19L259 17H260V15L258 16V19L257 18H253V16L255 17V14L257 15ZM49 14V15H48ZM50 14H51V16H50ZM63 14V17H64V15H65V17L63 18L61 15ZM205 14V13H204ZM182 15V16H183ZM199 15V16H198ZM50 18H52V19H50ZM55 18H54V17ZM60 16H61V18H60ZM185 16H186V14H185ZM193 17V18H192ZM200 17V18H199ZM248 17V18H249ZM252 17V18H251ZM257 17V16H256ZM6 18V19H5ZM11 18V19H10ZM61 20H59V19ZM66 18V19H65ZM196 18V19H195ZM12 19H15L17 22H18V24L16 23H14L13 22V20ZM255 19V20H254ZM6 20V21H5ZM12 20V21H11ZM35 20V21H34ZM50 20H52V23H51V21ZM62 20H66L65 22L64 21H62ZM199 21V23H198V21ZM49 22V24L48 23H46V25H47V27L46 26H44V24H45V22ZM204 21V22H203ZM21 22V23H20ZM32 22V23H31ZM43 22H44V24H43ZM54 22V23H53ZM58 22H60V23H58ZM200 22H202V23H200ZM62 23H64V24H62ZM198 23V24H197ZM22 24V25H21ZM27 24V25H26ZM51 24V25H50ZM56 24H57V26H56ZM15 25V26H14ZM18 25V26H17ZM21 25V26H20ZM24 25H26L27 27L28 26H30L29 28L31 29V32H30V30H28ZM50 25V26H49ZM62 25V26H61ZM66 25H67V27H66ZM180 25H182V24H180ZM207 24L205 23V25L204 26H206ZM253 25H254V23H253ZM253 25H251V29L252 28H254V27H256L255 25L253 26ZM260 25H261V23H260ZM23 26V27H22ZM53 26V27H52ZM60 26V27H59ZM179 26V25H178ZM242 26V25H241ZM244 26V25H243ZM25 27V28H24ZM42 27V28H41ZM46 27V28H45ZM63 27H65V28H63ZM184 26H182V27H180V28H183ZM197 27V28H198ZM245 27V26H244ZM244 27H243V29H241V31L242 32H244V31H246V30H249L248 28L246 29V30H244ZM45 28V29H44ZM70 28H71V26H70ZM70 28H69V30H70ZM179 28V30H181ZM238 28V27H237ZM237 28L235 29L236 31H237V33L240 31V30H237ZM239 28H241V27H239ZM238 28V29H239ZM43 29V30H42ZM47 29V30H46ZM54 29H56V30H54ZM62 29H64V30H62ZM72 29V28H71ZM132 29V28H131ZM157 29H158V27H157ZM156 28L155 29H150V32H149V34H148V36H146V34L147 33H145L144 34V36H146V39H149L148 37L150 36V39H149V42L154 46V44H156L157 46H159V44L161 43L163 46V49H162V47H157L158 49H160L161 50V52H160V50H158V49H156V47H154L153 49H152V47H151V45L149 46L148 44V42H147V40L144 38V36H143V38H144V40L147 42V44H146V42H145V48H139L138 46H135L136 47V54H133L132 56H133V60H134V62H133V60L131 61V65H124V64H126V62L123 64L124 65V67H123V69L125 68L126 69V67L127 66H131L132 68L130 69L129 67H128V71H129V69H130V71L129 72H131L132 73V75H131V77H130V79H128L127 80V85L128 86H133L132 84H134L135 83V87L136 88H138L137 86H140V89H135L134 90V88H132L133 89V91H140L141 93L143 92V91H141L142 89L144 90L145 89V86H146V84H148L149 82H151V81H153L152 83H150V85L151 84H153V85H151L150 87H152V88H150V90H149V92L150 93H152V94H150V93H148L147 92V99H149L150 98V100H151V98L152 99H154V97H155V95H161V96H159V97H161L162 98V100H161V98H159L158 96H156L157 98H159L163 103L162 104H165L167 107H165V105H164V107L166 108H163V105L162 104H160V106H162L161 107V109H165L164 111H163V113H165V115L164 114H162L161 113V119L165 122H162L161 123V120L158 122L159 123V127L157 126V120L155 121V122H150V121H147V123L145 124V122L144 123H142L143 121H141L140 122V118H136V120H138V122H140L143 126H142V128H140V125L138 126V125H136V127H138V129L140 128V130H141V133H142V135H141V133H140V130H135L136 132L138 131V133H137V135L136 134H134L133 136H135V138L136 137H144L145 136V134L147 135V134H149V133H147L146 132V129L148 130V131H151V132H153V130H155V131H157L158 130V132H159V129L161 130L162 129V127H163V129L165 128V125H167L166 124V122L168 123L169 121L168 120H170L171 118H168V116L169 117H171V116H173V114H175L174 113V110H175V112L177 113L178 111H176L177 110V108L179 107V108H181V106H183L182 108H181V110L183 111L184 109H185V107H184V105L183 104H185L184 102H186V107H188V108H186V110H190L191 109V106H192V104H189L190 102L189 101H191V100H195V101H191V102H197L196 103V105L194 106V109H191V113H192V116H196V113H197V109L198 110H200L201 108H196V112L194 111L195 110V107L196 106H200L199 105V101H196V100H201V99H205V100H207V95H203L204 93H205V91L204 90H207V88H206V86H208L207 85V82L209 83V86H212V85H214V83L217 81L216 80V78H218V77H220V73L219 72H221L222 70H223V66H224V62L225 61H227V59L229 60V59H231L232 58V62H231V60H230V62H231V64L235 61V60H237V59H235V57H234V59H233V57H231L230 58V56L232 55V53H231V51H226L227 52V55L228 56H226L225 57V52H224V54L223 55H221V53H220V55L218 54L219 52L217 51V53L216 54H218L216 57H213V56H215V54L213 55V54H210V53H208V54H210V56H211V58L210 59H208L210 56H208L207 57V50H208V52H211L210 50V40L212 39V37H211V35L209 34L210 33V30H208L209 31V33H208V31L206 32V33H208L209 35H210V37H209V35L207 34H205V35H201V34H203L202 32H201V30L200 29H196V28H193V29H196L195 30V32H201V34H200V32L198 33V34H200V35H198V37H199V39H198V41H199V43H197L196 41H197V33H195L194 34V37H193V39L191 38L193 35H191V37H189V35H188V40H186L187 38H183L186 34V32H187V30L186 29H182V32H184V34L185 35H183L182 33H181V31L178 33V30H176V32L177 33H175V35L174 36H169L168 37V40L166 41L165 40V33L164 32H167V31H165V30H167L166 28L164 29V30H162L161 28H159V30H157ZM192 29V31L193 32H191V33H194V30ZM25 30H27V31H25ZM40 32H39V31ZM58 30V31H57ZM184 30V31H183ZM186 30V31H185ZM259 30H257V31H255L254 30V32H256V36H257V34H261L262 36L264 35V34H262V33H260L259 32ZM149 31V30H148ZM153 31H154V33L156 34V32L155 31H157V35H159L160 36V34L163 32V38H164V40H162V42H159L161 39H162V36H160V37H158L157 35V37L160 39L159 41H156V40H153L154 39V36H155V34H153ZM159 31V32H158ZM162 31V32H161ZM234 31V30H233ZM236 31H234V32H236ZM241 31L239 32V34L241 33ZM259 32V33H258ZM48 33V34H47ZM64 33H67V30H66V32H64ZM63 33V34H64ZM190 33V34H191ZM205 33V32H204ZM92 33H89V39L90 38H93V42L95 43H93V46L90 44V42L92 41V39L91 40H86V41H84L85 43V49H88V48H92V50H93V53H91L92 52V50L91 49H88L89 50V54H90V56L92 57V55H93V57H92V59H93V61L94 62H96V61H98V62H101L102 60H103V63L105 64V62H106V60L109 62V57H110V55H107L108 53H107V51H105V52H103L102 50H100V51H98L99 50V47H98V43H99V40H98V36L97 35H91ZM188 34V33H187ZM151 35H153V36H151ZM183 35V36H182ZM261 35L259 36L258 35V37L260 38L261 37ZM94 36V37H93ZM155 36V37H156ZM203 36V38H200V37H202ZM206 36V37H205ZM156 37V38H157ZM176 37V38H175ZM186 37V36H185ZM216 37H217V39L219 40L220 38H221V36H215V37H213L214 38V40L216 39ZM220 37V38H219ZM66 38V39H65ZM157 38V39H158ZM209 39V42L210 43H208L207 41H208V39ZM259 38H257L258 40H260ZM65 39V40H64ZM96 39V40H95ZM192 40V41H190V40ZM196 39V40H195ZM262 39V38H261ZM67 40V41H66ZM150 40H152L153 42H151ZM195 42H194V41ZM202 40V41H201ZM205 40H207L206 42L208 43V45H207V43L205 42ZM70 41V42H69ZM166 41V42H165ZM188 41V42H187ZM69 42V43H68ZM90 44V45H88V43ZM141 42H143V41H141ZM155 42V43H154ZM193 42V43H192ZM73 45H72V44ZM144 43V42H143ZM167 43V44H166ZM183 43H184V45H183ZM190 43V44H189ZM71 44V45H70ZM211 44H213V43H211ZM95 45V46H94ZM97 45V46H96ZM143 45V46H144ZM148 45V46H147ZM201 45V46H200ZM89 46H91V47H89ZM129 46V45H128ZM161 46V45H160ZM147 47H150V48H147ZM197 47V48H196ZM203 49H202V48ZM205 47H206V49H205ZM208 47V48H207ZM66 48V49H65ZM98 49V50H97ZM129 49L130 48H125V50L124 51H127L126 53H129L130 51H129ZM67 52H66V51ZM88 50H86L87 52H88ZM156 50V51H155ZM164 50H166L167 51V54H168V56H169V53H170V55L172 56V57H176L177 56V54H179L177 57H183V55H184V57H185V59H186V61H187V64H188V62H189V67L187 66L186 68H179V70H178V65L176 66V60H174V59H171L170 58V56H169V59H170V62H172V61H174V62H172V64H175L174 65V67H173V65L172 64H170L168 61H169V59L167 58L166 59V54H165V56H163L164 55V53H165V51H164V53H163V51ZM177 50H179V51H177ZM206 52H205V51ZM221 50V52L223 53V50L222 49H220ZM62 51V52H61ZM65 53H64V52ZM85 51V52H86ZM96 51V52H95ZM101 51H102V53H104L105 55H106V57H105V55H103L102 53H101ZM143 51H147V54H148V51H149V54H151V53H154V52H152V51H155V57H151L152 56V54L151 55H149V56H144V54L142 55H139L138 53H140V52H143ZM159 53H158V52ZM169 52V53H168ZM182 52V53H181ZM96 53V54H95ZM125 53V52H124ZM92 54V55H91ZM102 54V55H101ZM154 54H153V56H154ZM158 54V55H157ZM163 54V55H162ZM207 54V55H206ZM97 55H99V56H97ZM125 55H127V54H125ZM136 55H137V57H136ZM138 55L140 56V58L138 57ZM174 55V56H173ZM176 55V56H175ZM213 55V56H212ZM234 55V54H233ZM14 56V57H13ZM16 56V57H15ZM96 56V57H95ZM100 56H102V57H100ZM142 56V57H141ZM157 56V57H156ZM164 58H163V57ZM223 56V57H222ZM14 59H13V58ZM108 57V59H105V58H107ZM144 57V59L146 60V58H147V62L145 61V60H143L142 58ZM146 57V58H145ZM148 57H150V58H148ZM183 57V58H184ZM213 57V58H212ZM225 57V58H224ZM227 57H229V58H227ZM17 58V59H16ZM136 58H139L137 61H136ZM188 58V59H187ZM218 59V58H222L223 59V63H221L222 62V60H220V59H218V60H215V59ZM227 58V59H226ZM2 59V58H1ZM13 61H12V60ZM101 61H100V60ZM140 59H142L141 60V64L139 63L140 62ZM163 59H165L166 61H167V63H166V65L167 64H170V65H172V67L170 66V65H167V68H170V69H172L171 71H169L167 68V70H165V66L163 65H161L160 66V64L159 63H161V64H164L163 63V61H165V60H163ZM58 60V61H57ZM163 60V61H162ZM210 60V61H209ZM213 60H215L216 62H220L219 64L221 65H217V70H216V67L215 66H213V65H216V64H218V63H216L215 61H213ZM220 60V61H219ZM234 60V61H233ZM12 61V62H11ZM143 61H145L146 62V64H145V62H143ZM165 61V62H166ZM212 61V62H211ZM77 62H78V60H77ZM107 62V63H108ZM145 64H143V63ZM206 62V63H205ZM210 62H211V64H210ZM230 62H226L227 64L229 63V65H230ZM238 62H239V60H238ZM97 63V62H96ZM135 63H137V64H135ZM191 63V64H190ZM209 63V64H208ZM213 63V64H212ZM235 63H237V61L235 62ZM72 64V65H73ZM128 64V63H127ZM133 64V65H132ZM198 65V64H200L199 65V67H201V65H202V69L203 68H205L206 67V69H210V70H208L207 72H209V71H211L212 70V73H213V71H216V72H218V74L217 73H213V74H216V75H219L218 77H215L213 74V76H214V80H216L215 82H214V80L210 77L211 75H209L208 76V74H207V72L205 71V69H203L205 72H206V74H205V72H204V75H206V76H208V81H206L207 80V77H205V81L204 80H202V78L204 79V77H202V75H199V74H197V73H195L194 74V71H191L192 69H190L191 67H193L194 65ZM225 65L226 67H228L229 65ZM240 64V63H239ZM135 65V66H134ZM137 65H140L139 67L140 68H142V72H140L141 74H142V76H141V74H140V76L139 77H143V78H140L139 79V83H138V78L139 77H135L134 76V74H135V72L134 71H140V69H139V67L137 66ZM190 65H191V67H190ZM196 65V66H197ZM204 65V66H203ZM209 65V66H208ZM210 65L212 66V69L210 68ZM235 65H237L236 67H238V68H235V72L237 71V72H239L238 74L240 75V73H241V69H239L240 67L242 68V65L239 67L238 66V63L237 64H234L233 63V65H232V68L233 67H235ZM169 66V67H168ZM51 67V68H50ZM177 67V68H176ZM225 67V68H226ZM230 68H231V66H229ZM229 67H228V71L230 70V72H229V74H231V75H237L238 77V79H242V78H244V76H241L240 75V78H239V75L236 73V74H232L231 72H233V69L231 68V69H229ZM134 68V69H133ZM136 68H137V70H136ZM187 68H189V69H187ZM220 68V69H219ZM222 68V69H221ZM124 69V70H125ZM134 71H133V70ZM156 69H158L157 71H156ZM215 69V70H214ZM220 71H219V70ZM239 69V70H238ZM132 70V71H131ZM185 70V71H184ZM232 70V71H231ZM154 71H156L155 73H154ZM161 71L163 72V71H166L167 73V77H165V75H161L160 73H161ZM190 71V72H189ZM133 72H134V74H133ZM158 72V73H157ZM170 72V73H169ZM189 74H188V73ZM193 72V73H192ZM150 73H152L151 74V76L152 75H154V76H157L158 74L162 77V76H164L165 78V81H167L168 82V80H169V82H171L170 81V79H172V78H175V76L176 77H178V76H180V77H178V79L176 80V81H180L181 82V80H182V82H181V84L185 81V80H187V79H192L193 81H190V83H194V81H197L198 82V80H196L197 78H198V75H199V77H202L201 79L200 78H198V79H200V80H202V83L201 84H203L204 82H206L205 84H204V88L202 87V86H199L200 84H198L197 82V85H196V83H194L193 85L192 84H190V87H188V88H186L187 90H191L192 88H194L195 86H197V89L198 90H200V89H202V93L200 92V95H199V92H197V94H195L196 93V91L195 90H193L194 92V94L190 91H188L189 93H186L183 97H184V99H186V100H189L188 102L185 100L184 101V99H183V97L181 98V99H179L181 96H179L178 94L179 93H183V91L180 89V90H178L179 88H180V86H182V85H178V84H176V82H175V85H177V86H179V88L177 89V91L175 90L176 88H177V86H175V87H173L174 86V84L172 83V84H169V83H166V82H164V79H163V82L166 84H164V86H166L165 88H167L168 87V85L171 87L172 85V87L174 88H168V91H167V89H165V90H163V88L161 87V86H163V84L161 85L160 84V82L158 83V80L161 78L160 76V78L158 79V80H156L155 79V82L156 83H154V80L153 79H151V78H149V77H151V76H149L150 75ZM156 73H157V75H156ZM163 73H165V72H163ZM172 73H173V75H172ZM197 75L196 77L197 78H195L194 76L192 77V75ZM210 74H211V72H209ZM234 73V72H233ZM171 74V75H170ZM184 74V76H182ZM145 77H144V76ZM171 76V78H169L170 76ZM175 75V76H174ZM261 75V74H260ZM259 75V76H260ZM135 77L137 80H136V82H134L135 80V78L133 79V77ZM169 76V77H168ZM174 76V77H173ZM186 76V77H185ZM191 76V77H190ZM212 76V77H213ZM209 77L212 79V81L214 82H210L211 81V79H209ZM263 77H264V73H263ZM8 78V79H7ZM144 78L146 79V80H148L147 82H146V80H144ZM148 78V79H147ZM153 78V77H152ZM163 78V77H162ZM166 78H168V80L166 79ZM194 78H195V80H194ZM260 78V77H259ZM10 79V80H9ZM176 79V78H175ZM181 79V80H180ZM220 79V78H219ZM219 79H218V81H219ZM263 78H261V80H262ZM144 80V81H143ZM172 80H174V79H172ZM184 80V81H183ZM199 80V81H200ZM56 81V82H55ZM131 81H133V82H131ZM159 81H162V79H160ZM175 81V80H174ZM204 81V82H203ZM263 81H264V79H263ZM66 82V83H65ZM143 82H144V84H145V82H146V84H145V86L143 85ZM188 82V83H187ZM201 82V81H200ZM52 83V84H51ZM56 83V84H55ZM137 83V84H136ZM178 83V82H177ZM210 83H212L211 85H210ZM218 83V82H217ZM16 84V85H15ZM60 84V85H59ZM67 84V85H66ZM154 84H156V86L158 85V84H160L159 85V87L160 88H162L161 90L159 89V88H157V87H155V85ZM168 84V85H167ZM186 84H189V81H185V87L186 86H188V85H186ZM220 84H222V83H220ZM220 84H218V86L217 87H219L220 86ZM51 85V86H50ZM137 85V86H136ZM149 85V84H148ZM195 85V86H194ZM226 85V84H225ZM183 86V87H184ZM192 86V87H191ZM194 86V87H193ZM198 86L200 87V89L198 88ZM221 86H223L222 87V90H223V88H224V85H221ZM228 86H230V85H228ZM227 86V87H228ZM60 87V88H59ZM144 87V88H143ZM226 86H225V90H223L225 93H226V91H227V94L228 93H233V94H231V95H233V98H232V96H230L229 95V98L231 97V100L230 101H232V99L234 100V98H235V96H237V97H239V95H235L234 93L236 92L235 90L237 89V91L239 90V88L240 87H235L234 86V88L232 87V85L230 86V87H232V88H227ZM146 88H148V86H146ZM148 88V89H149ZM153 88H154V90H153ZM220 88V87H219ZM49 90L48 91V96L49 97H52V98H50V99H47L48 98V96H47V98H46V96H45V94L47 95V93H45V92H47L46 90ZM156 89H159V90H156ZM172 90V92H171V90ZM196 89V88H195ZM204 89V90H203ZM16 90H17V92H16ZM153 90V91H152ZM170 90V91H169ZM222 90H220L219 89V91L218 92H221ZM45 91V92H44ZM148 91V90H147ZM157 91V92H156ZM166 92L165 93V97H163L164 96V93H162V92ZM173 91H176L175 93L173 92ZM180 91H182V92H180ZM204 91V92H203ZM223 91L221 92L222 94H223ZM240 91V90H239ZM238 91V92H239ZM154 92H156V94L154 93ZM171 92V93H170ZM207 92V91H206ZM161 93V94H160ZM172 93H173V95H172ZM237 93V92H236ZM240 93V92H239ZM163 94V95H162ZM167 94H169V95H167ZM176 94H177V97H178V99H177V97H176ZM189 94V95H188ZM204 96V98L203 97H200V96H202V95ZM206 94V93H205ZM226 94V95H227ZM132 95V93H128V95L127 96H131ZM167 95V96H166ZM186 95H188V97H190V98H192L191 100H190V98L188 99V98H186ZM194 95V96H193ZM196 95H198L199 97H197ZM226 95H224L225 97H227ZM235 95V96H234ZM116 96V95H115ZM241 96V95H240ZM19 98V100H20V102H19V100H18V98ZM55 97V98H54ZM155 97V99H157ZM176 97V98H175ZM196 97L198 98V99H196ZM14 100H13V99ZM228 98V97H227ZM227 98H225V99H227ZM16 99V100H15ZM52 99V100H51ZM60 99V100H59ZM154 99V100H155ZM163 99H165V101L163 100ZM239 99H240V97H239ZM242 99V98H241ZM257 98H254V99H251L253 102L256 100ZM262 100L263 98H262V96H261V98L259 97L258 98V100ZM150 100H148V102L150 101ZM178 100H180V101H178ZM182 100V101H181ZM205 100L204 101H202L201 100V102L200 103H202V102H205ZM250 100V102L251 103H249L250 105H249V108L247 107V109L246 108H244V109H246L247 111H248V109L250 110L251 109V107H252V105H255L256 103L258 104L259 102L258 101H255V104L252 102ZM12 101H14V102H12ZM18 101V102H17ZM60 101V102H59ZM63 101V102H62ZM226 101H229V99L228 100H226ZM229 101V104L231 103ZM239 102V100H237V99H235V102L238 104V106L239 107H241V108H243V107H245V105H243V104H246V106H248V103H243L244 101H247V99H243V101H241V102ZM10 102V103H9ZM61 102H62V104H61ZM154 101L153 100H151V103H153ZM178 102H180V103H178ZM249 102V101H248ZM263 102V105H264V101H262ZM261 102V103H262ZM11 104V105H9V104ZM150 103V102H149ZM169 103H171L170 105H168ZM172 103H174V104H172ZM232 103H234V101L232 102ZM236 103H234L233 105H232V107L236 104ZM253 103V104H252ZM175 104H177V105H175ZM187 104L189 105V106H187ZM195 104V103H194ZM203 104H206V102L205 103H203ZM236 104V105H237ZM240 104H242L243 105V107L242 106H240ZM61 105H63V107L61 106ZM146 105H148V103H145L144 104V106H146ZM150 105V104H149ZM172 105V106H171ZM175 105V106H174ZM179 105V106H178ZM236 105L234 106V108L236 107ZM262 105V104H261ZM260 105V106H261ZM2 106H4V107H2ZM65 106H66V108H65ZM150 106H152V104L150 105ZM171 106V108H169ZM229 106V105H228ZM237 106V107H238ZM256 107L254 108H252V109H255L254 111H252V109L249 111V112H247V113H249L250 115H252V112H253V114L255 115V116H257V114L259 115V113H261L263 116H264V114L262 113V111L261 110H263L262 109V107L260 108L259 107V105H255ZM62 107V108H61ZM148 107V106H147ZM190 107V108H189ZM202 107V106H201ZM204 107H205V105H204ZM225 108L227 107V106H224ZM231 107V108H232ZM236 107V108H237ZM178 108V110H180ZM184 108V109H183ZM203 108V107H202ZM230 109V107H227L226 109ZM261 110H260V109ZM264 108V107H263ZM160 109V110H161ZM229 109L228 110H226L227 112L229 111ZM243 109V110H244ZM181 110L178 112V113H180L181 112ZM186 110H184V111H186ZM203 110V109H202ZM245 110V111H246ZM11 111V112H10ZM193 111H194V113L195 114H193ZM230 111H232V110H230ZM257 111H258V113H257ZM260 111V112H259ZM10 112V113H9ZM172 112V113H171ZM30 114H34L35 115V119H31V116H30ZM149 114H150V112H149ZM259 115V117H261L262 115ZM44 115V116H43ZM62 115V116H61ZM164 115V117H162ZM12 116V117H11ZM21 116H23L22 118H21ZM253 116V115H252ZM28 117V118H27ZM44 117V118H43ZM258 117V116H257ZM64 118V119H63ZM13 119V120H12ZM28 119V120H27ZM144 119V118H143ZM146 119V118H145ZM165 119V120H164ZM167 119V120H166ZM22 120V121H21ZM31 120H35L36 121V123H35V125H31V123L32 122H30L29 123V121H31ZM38 120V121H37ZM65 121V122H64ZM59 122V123H58ZM20 123V124H19ZM65 123V124H66ZM139 123V124H140ZM149 123H151L150 125H149ZM23 124V125H22ZM28 124L30 125V126H28ZM68 123H67V125H69ZM145 124V125H144ZM153 124V125H152ZM165 124V125H164ZM15 125V126H14ZM23 126V127H22ZM70 126H72V125H70ZM162 126V127H161ZM157 129H156V128ZM18 128H16V132L18 131ZM154 128V129H153ZM159 128V129H158ZM23 129V130H24ZM28 129V130H29ZM134 129H135V127H134ZM145 129V130H144ZM150 129V130H149ZM153 129V130H152ZM135 131H133V132H135ZM144 131V132H143ZM154 131V133H156ZM13 132H15V130H13ZM34 132V133H33ZM135 132V133H136ZM146 132V133H145ZM150 132V133H151ZM157 132V133H158ZM213 131H210V133H212ZM11 133H12V131H11ZM19 133H20V135H21V132H18L17 133V135H16V133H15V137L16 138H18L20 135H19ZM209 133V134H210ZM19 135V136H18ZM212 135V134H211ZM232 137V136H231ZM230 137V138H231ZM1 138V137H0ZM30 138V139H29ZM56 137H54V141H56L57 142V138L55 139ZM212 138V137H211ZM228 139V138H227ZM228 141V142H227ZM234 142V144L232 145V147H228L226 144L228 143V145L229 146H231V144L232 143H230V142ZM227 142V143H226ZM226 144H224V142H223V144L221 145L220 144V147L223 149V151H222V149L218 146L219 145V143H217V142H215L216 143V145L221 149L220 151H221V156H220V154H219V157H220V160H221V158H222V162H221V164H219L220 162H218L219 161V159H218V161H217V158H219L218 157V151L217 150H215V153L216 152H218V153H214L213 155H210V156H212V158L209 156V158H210V160L208 159L207 161H209V163H211V159H213V156H214V158L216 159V161L214 162V164L213 165H216L217 167L219 166V167H222V163H225L226 161L225 160H228V156H229V158H231V159H229V160H232V161H234L235 159H236V157L238 158V156L236 155V153H234V154H229V152L228 151H230V153H232V152H234L235 150H236V148H237V145L239 144H237V143H235V141H234V138H233V140H232V138H231V140L229 139V140H226ZM209 144V143H208ZM207 144V145H208ZM235 144H237V145H235ZM259 144V143H258ZM206 145V146H207ZM210 145V147H212L211 146V144H209ZM260 145H262V143L260 144ZM260 145H258L259 147H260ZM233 146H236V148H234V149H231V148H233ZM239 146V145H238ZM263 146V150H264V145H262ZM119 147H120V145H119ZM208 147V146H207ZM210 147H208V148H210ZM258 147V148H259ZM231 149V150H229V149ZM110 150L109 151H111V148H109ZM225 149H227L226 151H225ZM260 149V148H259ZM1 150L3 151V155H5V157H7L8 158V156H6V154H5V152H4V148L3 147H1ZM117 150H119V151H121L120 149H117ZM116 150V151H117ZM234 150V151H233ZM263 150H261L262 152H258V153H263ZM96 151H98V150H96ZM118 151V152H119ZM32 151H29V153H31ZM206 152V151H205ZM236 152V151H235ZM207 153V152H206ZM225 154V157L222 155V154ZM227 153L229 154L228 156H226L227 155ZM255 153H257V151L255 152ZM254 153V154H255ZM208 154V153H207ZM207 154H205L204 153V156H206L207 157ZM52 155V156H51ZM117 156H119L118 158H117V160L118 161H120V158H121V155L120 154H116ZM115 155V156H116ZM231 155V156H230ZM233 155H235L234 157L235 158H233ZM30 156V155H29ZM105 156V155H104ZM215 156H217V157H215ZM224 158H223V157ZM35 157H37V158H35ZM205 157V160L208 158H206ZM226 158V159H225ZM9 159V158H8ZM33 159V160H32ZM234 159V160H233ZM40 160V161H39ZM116 160V161H117ZM205 160H203L204 162H205V164H203V165H201V168L202 169H204V173H206V175H207V173L209 172V171H207L206 169L208 168V167H212L213 165L212 164H210V166L207 164L208 162L207 161H205ZM9 161L11 162V164L13 165V167H14V169L15 170H13V173H12V175H13V177L15 176V180H16V183H17V185H18V200L20 199V207H16V205H13L12 204V202H9L8 200H6V199H4V198H1V199H4L5 200V202L4 203H2V202H0V204L3 206H1L0 205V216L1 217H4L5 216V214H6V216L9 218V219H11L12 220V223L14 224V226H13V230L15 231L14 233V237H15V241H16V243H18V245H20V247H19V251H17L15 248H14V246H13V243H12V241H11V239L7 236V235H5V233L2 231V235H3V239H4V241H5V243L10 247V248H12L13 250H14V252L17 254V257H18V259H19V262H20V264H40V241H42V238H43V235L41 234V232H40V223H39V221L37 220V218L36 217H34V212H33V210H34V204L32 203V204H30L29 202H31V201H27L26 199H25V191L28 189L31 193H33V198L34 199H37L36 198V196H35V193H34V189L32 188V186L31 185H29L30 183V181L28 182V177L26 178V175L24 176H22V181H23V184H22V188L20 187V185L21 184H19L18 182H17V176H18V171H17V169H16V167L14 166V163L12 162V160H10L9 159ZM214 160H212V162H213ZM225 161V162H224ZM236 161H238L237 159H236ZM250 161H252L251 162V164H256V163H258V164H256V165H259L260 167L262 166V162L260 161H258V162H256L255 163V161L253 160V159H251ZM244 164H243V163ZM241 162V160H239V164L240 163H242L244 166L246 165V167H243V165L241 164V166H242V168H243V170H244V168H246L245 169V171H247V167H248V163L250 164V162H248V160H244V161H242ZM248 162V163H247ZM238 163V162H237ZM247 163V164H246ZM43 164H45V165H43ZM250 164V165H251ZM261 164V165H260ZM49 165V166H48ZM204 165H208V166H206V168H203L204 167ZM249 165V166H250ZM52 168H51V167ZM215 166V167H216ZM240 166V167H241ZM252 166H254V165H252ZM258 166V167H259ZM67 167H69V166H67ZM51 168V169H50ZM248 168H251V166L250 167H248ZM70 169V167L69 168H67V170H69ZM50 170V171H49ZM257 171H259V170H257ZM109 172H110V169H109ZM137 172H139V171H137ZM23 174H26L25 172H23ZM54 175H52V176H54ZM139 176H141V174H138ZM52 176H49V177H52ZM138 176V177H139ZM110 177V179H109V181L111 182L112 181V184H115V181H114V178L112 177V176H109ZM112 177V178H111ZM209 177V176H208ZM243 178H246L245 177V175H244V177ZM243 178H241L242 180H244V185H245V179H243ZM14 179V178H13ZM112 179V180H111ZM219 179V183H220V185H221V183H222V181H220V180H222V179H220V178H218ZM130 182H131V180H130ZM137 184H139L138 185V187L140 186V188L141 189H143L144 187L140 184V183H142L143 182V180H140V181H138L137 180ZM242 183H243V181H241ZM218 183V184H219ZM223 183H225V182H223ZM227 184V183H226ZM239 184H240V182H239ZM238 184V185H239ZM67 185V184H66ZM225 185V184H224ZM238 185H237V187H238ZM242 185V184H241ZM244 185H242V187H243V189L245 188V186ZM65 186V185H64ZM222 187H223V184L221 185ZM24 187L25 188H27V189H24ZM228 187V188H227ZM226 188H227V191H226V194L229 192L228 190H230L231 189V186L230 185H228ZM224 188H225V186H224ZM224 188H221L220 186H219V190L220 189H224ZM241 188V186L239 185V188H238V190H241L240 189ZM264 188V187H263ZM263 188H262V190H263ZM55 189H56V191H55V193L58 195V197L61 199V200H64L62 197H63V192H61L57 187H55ZM58 189V190H57ZM236 189V188H235ZM145 190L146 189H143L142 190V195L140 196V198H142L141 199V201H144L145 203H146V201H148L147 200V198H148V196L146 195V192H145ZM218 190V191H219ZM237 190V189H236ZM236 190H234L235 192H236ZM143 191L145 192V193H143ZM220 191H223V190H220ZM219 191V192H220ZM224 191H225V189H224ZM222 192V194L224 193L225 194V192ZM232 191V193H233V190H231ZM231 191L229 192V193H231ZM242 192L241 193H243V191L244 192H246V189L245 190H241ZM171 193H174L173 195H171V193H169V191L167 192V194H166V191H164V194H166L167 196V199L169 200V197L171 198L172 196L174 197V195H175V192H173V191H170ZM219 192H217V194H218V197H226L225 195L224 196H221V192L219 193ZM239 192V191H238ZM168 193H169V195H168ZM177 193L178 192H176V195H177ZM231 193V194H232ZM145 194V195H144ZM187 194V193H186ZM190 193H188V195H189ZM192 194V193H191ZM217 194H215V196L213 195V197H212V199L213 198H217ZM231 194H227L228 195V197H229V195L231 196ZM237 194V193H236ZM239 194L240 193H238V196H239ZM244 194H246V193H243V194H240V195H243V196H239V198H241V197H244L245 196V198L246 199H248L247 197H246V195H244ZM181 196L180 197H182V198H180L179 197V193H178V196H175L174 198H176L175 200H177V198L180 200V199H184V200H186L185 201V203L186 204H188L189 205V202H190V200L187 198V197H189L188 195H187V199L184 197V196H186V195H184V193H181L180 194ZM183 195V196H182ZM196 195V194H195ZM220 195V196H219ZM138 196V195H137ZM192 196V195H191ZM190 196V197H191ZM198 195H196V199H195V197L193 196V197H191L190 199L192 200V198H193V200L195 201V203H200V201H204V200H206L205 198L204 199H202L203 197L202 196H200V200L198 199L199 197H197ZM161 197V198H160ZM162 197H163V203H160V201L162 202ZM166 197H165V195H163V192H162V196H161V193H160V191L158 192V194H157V192L153 195V198L155 199V200H157L158 201V203H160L159 205H163L164 203L165 204H169L170 202H171V200H173V199H171V200H169L170 202L169 203H167L168 202V200L166 199ZM202 197V198H201ZM211 197V196H210ZM209 197V199H211ZM228 197H226V199L228 198ZM159 198H160V200H159ZM208 198V197H207ZM219 198V199H220ZM245 198H241V201H243ZM149 199V198H148ZM199 201H198V200ZM202 199V200H201ZM211 199V200H212ZM219 199H215L216 200V202H215V200L213 201L214 203H215V205H216V203L218 202L219 203V205L222 207L223 206V208L225 207V205L226 204H224V203H222V205L220 204V202H219ZM222 199V198H221ZM231 199V198H230ZM115 200H116V197H115ZM178 200V202H171L170 204H172L173 206H174V204H176V206H178L179 205V203L181 204V206L179 205L178 207H184L183 209H184V211H181L178 215H182V216H184L185 217V214H186V217L184 218V217H179V216H177L176 214L179 212V211H177V210H182L181 208H178V207H176V208H178L177 210L175 209V206H174V208L172 209V211L171 210H169L170 209V206H172V205H165V206H167V208L163 205V207L165 208V210H169V211H171V212H169V211H167L168 213H169V215L168 216H170V215H174V217L176 216V219H178V221L174 218V217H172L175 221H172V218H171V216L170 217H165L164 215H162V214H154V213H152V210H151V212H150V214H152L151 216H153V217H155L154 219H152L153 221H152V223L151 224H153L154 222V224L153 225H155V224H157L158 225V227H156V229H158V231H157V233L155 234V232L154 231H156V229H154L153 228V230H152V228L151 229H149L150 227H149V225H148V227L146 226V229H147V231H149V230H151V232H154V233H151V234H154L155 235V237H156V241H154V242H152L153 244L151 245V247L153 246V248H154V251L156 252V254H155V252L153 251V253H154V255H153V261H154V263L155 264H157L156 262H158V264H184V263H182V260L180 261V260H178V259H176L175 258V256L176 255H179V254H176L177 252L178 253H180V254H183V255H186L187 256V254H188V258L190 259V258H192V259H190L191 261L193 260L194 262H198V264H200L204 259H208L207 260V263H206V260H204L203 261V264H235V261H240L239 263L238 262H236L237 264H243L242 262H246V264L248 263V264H257V263H255V262H257L256 260H260L259 258L260 257H258L259 256V253H257L256 251H257V249L260 247L259 246V244H264V238L262 239L260 236H262L263 237V235H257V229H259L258 230V232L261 230V228H257L256 229V226H259V225H261V224H258V223H256V222H254L252 225H255V223L256 224H258V225H256V226H254L255 228V233H256V235H257V237H260L258 240L257 239H255L254 240V238H253V241L251 242V244H255V243H257V245L255 244V246H254V248L252 247V245H248V246H246V248H244L245 247V244H246V242L244 243V246H243V244L241 245L240 243H236V242H233L234 244L231 246V245H229L228 247H227V245H228V242L226 243V241H224L225 239H223L222 241H221V238H222V235H223V237H224V234L223 233H227V232H229L230 231V229H232V226H227L226 225V220H228V221H230L231 220V222L230 223H232V219H235L234 218V215H233V213H231V211H230V209H232V207H230L229 208V206L228 205H230L231 206V201L229 202L228 201V199L227 200H225V198H224V200H223V202H225L226 203V201L227 202H229V204L227 205V207L229 208V210L227 209L226 211V213H223V214H225V216L227 215V213L228 212H230L231 214H232V218H229L228 217V215L226 216V219H225V217L222 219V221H225V225L227 226V227H229V231H227L226 229H225V226L223 227L222 225V229L224 228L225 230H222V233H219L220 231H221V227H220V224H219V222H222L221 221V218L224 216L223 214H222V212H225V210H223V209H221L220 208V210H218V208H216V207H214V203L213 202H211V201H209L210 203H208V199L205 201V202H207V206H206V203L205 202H203V204H204V206L205 207H207L208 209H209V205H213L212 207L214 208H211L212 209V211H213V213L214 214H218V212L220 211L221 212V215H223L221 218H220V216H219V214H218V216H215L214 214H212L211 213V209H207V208H205L204 206H203V204H199L200 206H203L202 208L199 206V205H197V204H195L194 202H192L191 201V205H193V206H195V205H197V206H195V209L194 208H191L192 206H190L189 205V207L185 204V205H183L184 204V201L183 200H181V201H179ZM167 201V202H166ZM197 201V202H196ZM222 201V200H221ZM43 202H48V201H46V200H44V201H42V203ZM102 203H103V201H102ZM144 203V204H145ZM148 203V202H147ZM178 203V204H177ZM194 203V204H193ZM212 203V204H211ZM218 203H217V205L216 206H218V207H220L219 205H218ZM246 203H247V200H245V204L244 203H242L243 205H244V207H246L247 205H246ZM114 204H116L117 205V207H120V204L118 203H114ZM209 204V205H208ZM116 205L114 206L115 208H116ZM119 205V206H118ZM246 205V206H245ZM210 206V207H211ZM196 207H198L197 209H196ZM200 207V208H199ZM156 208V207H155ZM189 208V209H188ZM205 208V209H204ZM217 210H216V209ZM177 211V212H174L175 210ZM208 210V211H207ZM218 211L217 213H216V211ZM222 210V211H221ZM244 210H247L246 208L244 209ZM207 211V212H206ZM210 211V212H209ZM8 212L10 213V215L8 214ZM132 212V211H131ZM173 212V213H172ZM192 212V213H191ZM233 212V211H232ZM57 213H59V215L57 216V220H58V226H59V228H58V226H57V229H60V233H61V238L63 237V239L64 238H66V237H64L66 234H62L63 232L65 233H68V235H69V233L70 234H73V232L75 233V235H76V237L75 238H77L76 240H78V242H80V243H78V242H75L77 245V247L79 248V247H81V248H79V249H81V250H83V249H85V250H83V251H86V250H88L89 251V253L92 255V259L95 257V261H97L98 262V264H115V262H116V253H115V243H116V240H117V238H114L111 234H109V236H106V238H101V239H99V238H97V236H96V234H94V236H92L93 234L91 233V232H89V233H87V230L86 229H84L85 227L83 226V224H82V222H81V220H80V218L78 217V216H76L75 217V219H73L72 221L70 220V218H67L65 215H64V213H63V210L62 209H59V211H57ZM176 213V214H175ZM210 213V214H209ZM129 215H132V214H130V212L128 213ZM149 214V215H150ZM190 214V215H189ZM231 214L229 215L230 217H231ZM126 215V214H125ZM154 215H156V216H154ZM201 215H202V217H201ZM208 215V216H207ZM213 215V216H212ZM150 216V217H151ZM189 216H190V218H189ZM152 217V218H153ZM180 219H179V218ZM207 217V218H206ZM211 217V219L213 220H211V219H209L208 220V218H210ZM215 217V220H219L218 222H216V225H217V223L219 224V229H218V231H217V233H219V234H222V235H220V237L218 236V235H216L217 237H218V240H219V243H218V241H215V237H214V234H217L216 233V229L215 228H218V226H216L215 227V224H213L214 223V219L213 218ZM216 217H217V219H216ZM21 219V221H19L20 219ZM186 218H188V219H190V220H186ZM218 218H220V219H218ZM228 218V219H227ZM182 219V220H181ZM225 219V220H224ZM263 219H264V216H263ZM181 220V221H180ZM198 220V221H197ZM156 221H157V223H156ZM177 221V222H176ZM187 221V222H186ZM190 221V222H189ZM194 221V222H193ZM209 223H208V222ZM181 222V223H180ZM191 224H189V223ZM199 222V223H198ZM233 222H234V220H233ZM263 222H264V220H263ZM118 223V222H117ZM188 223V224H187ZM229 223V224H230ZM150 224V225H151ZM183 225L184 227H182V226H179V225ZM203 226H202V225ZM211 225V224H213V226H212V228H214V230H215V232H214V230H212V228H210L209 229V231L211 232V234L209 233V231L208 232H206V230H208V227L209 226H206V225ZM222 224V223H221ZM177 225V226H176ZM186 225V226H185ZM194 225V226H193ZM224 225V224H223ZM263 225V224H262ZM261 225V226H262ZM70 226V227H69ZM82 226V227H81ZM152 226V225H151ZM160 226V227H159ZM193 226V227H192ZM206 226V227H205ZM210 226V227H211ZM261 226H259V227H261ZM61 227V228H60ZM153 227H155V226H153ZM164 227V228H163ZM171 227V228H170ZM175 227H177V228H175ZM253 227V226H252ZM163 228V229H162ZM166 228V229H165ZM185 228V229H184ZM207 228V229H206ZM61 229H63V231L61 230ZM172 229H173V231H172ZM175 229V230H174ZM166 230V231H165ZM201 230V231H200ZM262 230H264V228L262 229ZM73 231V232H72ZM161 233H160V232ZM186 231V232H185ZM223 231H226V232H223ZM253 231V230H252ZM159 232V233H158ZM201 232V233H200ZM212 232H214L213 234H212ZM263 232V231H262ZM91 233V234H90ZM150 233V232H149ZM209 233V234H208ZM255 233H254V235H255ZM260 234H264V233H261L260 232ZM64 235V236H63ZM68 235H66L67 237H68ZM74 235V236H75ZM159 236V237H157V236ZM207 235V236H206ZM209 235H210V237H209ZM99 237V236H98ZM214 237V238H213ZM113 238V239H112ZM157 238H158V241H157ZM211 238V239H210ZM224 238H226V236L224 237ZM256 238V237H255ZM204 239V240H203ZM217 239V238H216ZM260 239H262V241L260 240ZM65 241L66 240H68V241H66V242H69V239L68 238H66V239H64ZM113 240H115V241H113ZM209 240V241H208ZM226 240H227V238H226ZM257 240V242H255ZM113 241V242H112ZM251 241V240H250ZM260 241V242H259ZM70 242H71V240H70ZM210 244H209V243ZM225 243V244H227V245H224L223 243ZM231 243H232V241H230ZM229 242V243H230ZM249 242V241H248ZM261 242H263V243H261ZM74 243V242H73ZM113 243V244H112ZM211 243H212V245H211ZM230 243V244H231ZM56 244H58V243H56ZM216 244H219V245H216ZM223 244V245H222ZM237 244H240L239 245V247L238 246H236ZM248 244V243H247ZM246 244V245H247ZM249 244H250V242H249ZM253 244V245H254ZM63 245V244H62ZM66 245H67V247L65 248H63V246H60V244H58L57 245V249H58V251H60L61 253H62V251H63V254H64V256H68L67 257V259H69V255H66L65 253L66 252H68V251H70L72 248H69L68 247V245L69 246H72V244L71 243H66ZM81 245V246H80ZM98 245V246H97ZM100 246V247H99ZM114 246V247H113ZM217 247V246H220V247H218L219 249H221V246H222V248H223V246H224V248L223 249H225V246H226V249L225 250H223V251H221L220 250V252H217L219 249H216L217 251V253H215L214 252V250H215V248L214 247ZM234 246H236V247H234ZM241 246V247H240ZM256 246H258V247H256ZM262 246V248L264 249V245H261ZM85 247V248H84ZM230 247H234V248H230ZM251 247V248H250ZM208 248H209V250H208ZM213 248V249H212ZM237 248H239V249H237V250H239V251H237L236 249ZM240 248H242V251H243V253L245 252L247 255H245V253L243 254L242 253V251L240 250ZM251 250H250V249ZM252 248H253V250L255 249L256 251H253V253L254 252H256L255 254H258V255H256L255 256V258H257L258 257V259H255V261L253 260V257H254V255H253V253H252ZM61 249V250H60ZM63 249V250H62ZM198 249V250H197ZM211 249V250H210ZM228 249H231V251L233 250V254L231 253V251L229 252L228 251ZM249 249V250H248ZM263 249H258L259 250V252H261V250H262V254L264 253V251H263ZM68 250V251H67ZM213 250V251H212ZM91 251V252H90ZM193 251H194V253H193ZM200 251V252H199ZM205 251H207V255L206 256H208V255H212V256H214V257H207V258H205L206 256H205V254H203L204 256V259H203V257L201 256V257H198V256H200V254L202 253V252H205ZM210 251H212V253L214 252L215 253V255H214V253L212 254ZM224 251H227V255L226 254H224V253H226V252H224ZM236 251H237V253L239 252V254H238V256L236 257L235 255L237 254L236 253ZM249 251L251 252V253H249ZM159 252V253H158ZM161 252V253H160ZM184 252V253H183ZM200 254H199V253ZM208 252H210V253H208ZM222 252H224V253H222ZM249 253V255H253V257H252V255L251 256H249L248 255V253ZM88 253V254H89ZM94 253V254H93ZM206 253V252H205ZM230 253V254H229ZM89 254V255H90ZM190 254H192L191 256H193V254H195L194 256L196 257V258H198L197 259V261L195 260L196 258L194 257V259H193V257H191L190 256ZM216 254H218L217 256H216ZM221 254V255H220ZM228 254H229V256H228ZM235 254V255H234ZM241 254V255H240ZM262 254H260V255H262ZM91 255H90V257H91ZM112 255V256H111ZM157 257H156V256ZM173 255H175L174 257H173ZM197 255V256H196ZM202 255V254H201ZM223 255H224V257H223ZM226 255V256H225ZM232 255V256H231ZM243 255V256H242ZM248 256L247 258H245V256ZM114 256H115V258H114ZM157 258H155V257ZM185 256V257H186ZM190 256V257H189ZM220 256V257H219ZM228 256V257H227ZM240 256H241V258H240ZM264 256V255H263ZM217 257H218V259L219 260H217ZM223 257V258H222ZM229 257H230V262L227 260V259H229ZM232 257V258H231ZM234 257H236V259L233 261V259H234ZM239 257V258H238ZM243 257V258H242ZM155 258V259H154ZM175 258V259H174ZM203 260H202V259ZM214 258H215V260H214ZM226 259L224 262L222 261L223 259ZM263 259L262 260H264V257H262ZM90 259V260H89ZM91 258H88V260L85 258V260H87L86 261V263L85 264H87L88 262H91V260H92ZM187 259V258H186ZM185 259V260H186ZM189 259H187V260H189ZM200 259V260H199ZM211 259V260H210ZM220 259H222V260H220ZM239 259V260H238ZM250 259V260H249ZM184 260V259H183ZM186 260V261H187ZM189 260V261H190ZM213 260V261H212ZM249 260V261H248ZM254 261V263H252L253 261ZM93 261V260H92ZM172 261V262H171ZM188 262V264H190V263H193V264H195L194 262ZM216 261V262H215ZM229 262V263H227V262ZM252 261V262H251ZM186 262V263H187ZM210 262V263H209ZM221 262V263H220ZM77 262L75 261V264H76ZM89 264H93V262H91V263H89ZM202 264V263H201ZM245 264V263H244Z\"/></svg>",
    "mask_w": 264,
    "mask_h": 264
},
{
    "label": "crops",
    "instance_id": "crops-1",
    "mask_svg": "<svg viewBox=\"0 0 264 264\" xmlns=\"http://www.w3.org/2000/svg\"><path fill=\"white\" fill-rule=\"evenodd\" d=\"M13 170H15L13 165L11 164L9 159L5 157V155H3V151L1 150L0 147V198H4L9 202H12L11 200H15V199L18 200L19 190L15 180V176L13 177L12 175ZM19 221H21V219ZM0 264H20L17 254L14 252L12 248H10L5 243L4 239H2L1 237H0Z\"/></svg>",
    "mask_w": 264,
    "mask_h": 264
},
{
    "label": "water",
    "instance_id": "water-1",
    "mask_svg": "<svg viewBox=\"0 0 264 264\" xmlns=\"http://www.w3.org/2000/svg\"><path fill=\"white\" fill-rule=\"evenodd\" d=\"M0 230H2L5 235H7L11 239L14 248L19 251L20 249L18 247V243H16L15 241V231L13 230V224L11 220L6 219L4 217H0Z\"/></svg>",
    "mask_w": 264,
    "mask_h": 264
},
{
    "label": "built area",
    "instance_id": "built-area-1",
    "mask_svg": "<svg viewBox=\"0 0 264 264\" xmlns=\"http://www.w3.org/2000/svg\"><path fill=\"white\" fill-rule=\"evenodd\" d=\"M11 51H12V47H11L10 44H7V45H3V46H1V47H0V59L3 58V57H5L6 55L10 54ZM0 202L4 203L5 200L0 198ZM0 205H1V204H0ZM1 206H2V205H1ZM2 207H3V206H2ZM8 214L10 215L9 212H8ZM4 218L9 219V218L6 216V214H5ZM9 220H11V219H9ZM11 222H12V220H11ZM12 224H13V223H12ZM13 226H14V224H13ZM0 237L3 239V235H2V231H1V230H0Z\"/></svg>",
    "mask_w": 264,
    "mask_h": 264
},
{
    "label": "trees",
    "instance_id": "trees-1",
    "mask_svg": "<svg viewBox=\"0 0 264 264\" xmlns=\"http://www.w3.org/2000/svg\"><path fill=\"white\" fill-rule=\"evenodd\" d=\"M12 201V203L14 204V205H16V206H18V207H20L21 205H20V200H11Z\"/></svg>",
    "mask_w": 264,
    "mask_h": 264
}]
</instances>
